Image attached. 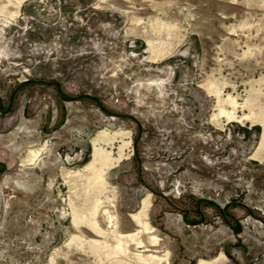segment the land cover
Here are the masks:
<instances>
[{"label":"rangeland","instance_id":"1","mask_svg":"<svg viewBox=\"0 0 264 264\" xmlns=\"http://www.w3.org/2000/svg\"><path fill=\"white\" fill-rule=\"evenodd\" d=\"M263 137L264 0H0V264H264Z\"/></svg>","mask_w":264,"mask_h":264},{"label":"bare ground","instance_id":"2","mask_svg":"<svg viewBox=\"0 0 264 264\" xmlns=\"http://www.w3.org/2000/svg\"><path fill=\"white\" fill-rule=\"evenodd\" d=\"M103 136H104V133L102 132L95 140L93 139L94 140V141H92L93 145H94L93 158H92V161L86 167V168H90V169L92 168L93 173L96 174L97 176H102L104 174L105 170L111 168V166L114 165L115 161L116 162L118 161V160H115L113 158L111 153H108L102 147L97 146V142H99V140L102 139L101 137H103ZM123 146H125V144ZM123 146H121V148H120V159L122 158V148H124ZM36 154L37 153H35V155ZM147 203L146 202L142 203L143 209L140 212H138L137 214L130 215L129 218L131 221H133V222L137 221L139 223L141 222V217L144 215L147 206H149V205H147ZM134 236L135 235L131 234V233L129 235V237H131V238H134ZM224 260L226 261L227 258L222 254L217 259H215L211 262L201 261L199 264H218V263H220V261H224Z\"/></svg>","mask_w":264,"mask_h":264}]
</instances>
